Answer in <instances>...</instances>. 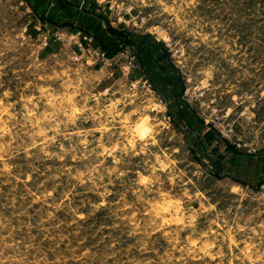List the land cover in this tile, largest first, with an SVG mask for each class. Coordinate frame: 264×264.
<instances>
[{"label": "clouds", "instance_id": "9594fccd", "mask_svg": "<svg viewBox=\"0 0 264 264\" xmlns=\"http://www.w3.org/2000/svg\"><path fill=\"white\" fill-rule=\"evenodd\" d=\"M57 3L0 0V264H264V0H74L185 66L223 161L246 158L211 188L181 167L183 89L50 19Z\"/></svg>", "mask_w": 264, "mask_h": 264}, {"label": "rangeland", "instance_id": "374dc122", "mask_svg": "<svg viewBox=\"0 0 264 264\" xmlns=\"http://www.w3.org/2000/svg\"><path fill=\"white\" fill-rule=\"evenodd\" d=\"M73 4L74 0H58L56 8L49 14L50 19H71L79 17L80 24L86 29L95 32L97 45L103 46L107 54L114 53L120 45L127 43L129 47L137 49V56L144 73L159 84H164L171 80L177 94L183 89L186 102L183 100L178 102L174 112L170 113L173 116V127H176L178 131L183 130L184 132L185 144L181 154L186 155L187 160L181 167H187L189 175H192L195 170L194 164H200L206 168V174L200 180V183L204 187L211 188L216 180H223L227 174L224 164H235L236 157L229 162L223 161V153L220 152V149L223 148L224 153L232 152V146L228 141L223 139L221 133L213 124L212 119H203V117L208 115L209 108L202 99L197 98L195 86L193 85L192 91L189 92L184 87L186 81L181 80L177 76V72L185 77L188 75L185 66L179 62L176 63L174 69L171 65H166L164 62V58L167 55L166 50L159 44H153L151 37L141 42L140 39L131 35L123 28L108 27L106 29V25L110 24V17L106 13L99 14V16L105 17L101 20L98 16H94L89 12H79L78 9L73 7ZM29 6L31 7V4ZM23 8L24 5H20L21 11H23ZM38 9L39 5L33 10L37 11ZM24 19L25 17L21 16L16 23H20ZM172 55L179 57L181 53L173 49ZM211 56L216 58L217 54L212 52ZM259 107L261 113H264V104H260ZM236 147H239V145ZM236 155L242 154L237 153ZM233 168H236L235 165ZM211 194L214 197H221L223 205L228 204V195L222 193L219 188H214ZM254 204V201L246 202L245 211L254 207Z\"/></svg>", "mask_w": 264, "mask_h": 264}, {"label": "crops", "instance_id": "0c3cea01", "mask_svg": "<svg viewBox=\"0 0 264 264\" xmlns=\"http://www.w3.org/2000/svg\"><path fill=\"white\" fill-rule=\"evenodd\" d=\"M245 159L246 158L243 155H236V161H235V164H233V166L235 165L236 168H239L244 163ZM252 168H253V165H248L249 177H250Z\"/></svg>", "mask_w": 264, "mask_h": 264}]
</instances>
